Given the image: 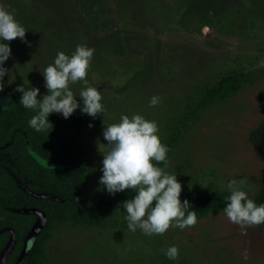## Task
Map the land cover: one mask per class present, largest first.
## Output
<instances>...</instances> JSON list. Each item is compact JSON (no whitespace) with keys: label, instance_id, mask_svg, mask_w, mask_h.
<instances>
[{"label":"rangeland","instance_id":"374dc122","mask_svg":"<svg viewBox=\"0 0 264 264\" xmlns=\"http://www.w3.org/2000/svg\"><path fill=\"white\" fill-rule=\"evenodd\" d=\"M0 4L26 29L25 40L0 41L11 48L3 83L20 100L16 88L24 82L40 89L37 99L47 94L41 71L59 51L71 55L78 44L94 49L87 81L101 91L104 114L82 113L83 81L70 84L86 117L78 143L86 165L84 196L92 203L132 191L113 195L99 183L103 156L98 147L107 144L103 119L115 123L122 114L157 122L159 138L170 149L166 171L177 175L182 189L214 184L228 190L233 179H244L247 193L259 189L264 180V0ZM243 73L250 80L240 90L195 110L206 85ZM153 96L160 103L150 107ZM125 217L103 226H58L47 242L46 264H264V224L242 230L222 212L193 227L148 236L139 228L130 231ZM172 245L179 248L177 260L164 254Z\"/></svg>","mask_w":264,"mask_h":264},{"label":"trees","instance_id":"16d2710c","mask_svg":"<svg viewBox=\"0 0 264 264\" xmlns=\"http://www.w3.org/2000/svg\"><path fill=\"white\" fill-rule=\"evenodd\" d=\"M249 76L243 73L223 77L206 85L195 110L230 97L249 82ZM35 114L26 111L16 92L3 83L0 91V253L10 244L7 255L14 259V251L22 252L23 243L31 240L18 264H46L47 242L60 225L115 224L118 215H127L122 202L135 195L131 191L120 197L103 196L92 203L84 196L86 165L83 148L78 143L86 117L79 109L67 119L63 115H49L52 129L36 132L29 126ZM32 151L62 166H44ZM163 165L158 166L163 168ZM229 195V190L211 184L197 191L182 189L180 199L190 202L189 210H194L197 221H201L210 214L224 212L228 202L225 197ZM248 196L257 205L264 203V180ZM4 235L9 236L10 242L5 243Z\"/></svg>","mask_w":264,"mask_h":264},{"label":"clouds","instance_id":"9594fccd","mask_svg":"<svg viewBox=\"0 0 264 264\" xmlns=\"http://www.w3.org/2000/svg\"><path fill=\"white\" fill-rule=\"evenodd\" d=\"M25 34L26 29L14 14L0 4V41L25 40ZM93 53V48L81 44L71 55L59 51L54 63L41 71L47 89L42 99H37L39 88H26L25 82L17 86L16 91L22 93L20 105L36 112L29 120V126L36 132L52 129L48 119L51 113H60L67 119L81 108L70 88V84L80 81L84 85L79 93L83 101L82 113L93 118L104 114L101 91L87 81ZM10 55L9 44L0 42V91L3 89V77L8 72L3 64ZM159 103L160 98L153 96L149 106L155 107ZM103 125L102 134L107 144L101 143L98 147L103 156V174L99 183L113 195L129 189L135 193L133 198L121 204L127 213L128 229L135 232L139 228L143 234L152 236L163 235L170 227L183 230L195 226L196 212L189 210L192 206L187 199H180L182 184L177 175L166 171L170 149L159 138L157 122L139 114L131 117L122 114L115 123L106 124L103 119ZM161 163H164V168L158 166ZM245 183L244 179L228 182L230 195L225 197L228 202L223 209L229 221L240 225L242 230L264 224V203L257 205L249 198L241 187ZM163 251L170 260L179 258V248L175 245Z\"/></svg>","mask_w":264,"mask_h":264},{"label":"flooded vegetation","instance_id":"af4514ba","mask_svg":"<svg viewBox=\"0 0 264 264\" xmlns=\"http://www.w3.org/2000/svg\"><path fill=\"white\" fill-rule=\"evenodd\" d=\"M4 237H7L5 243L10 242V238L8 235H4ZM17 242H18V240L15 239V241L13 242L15 244V246H16ZM30 242H31V240L26 241L25 244L23 243L22 252L17 253L16 251H14V254H15L14 259L9 257V255L4 254V253H6V250H7V254H8V252H9L8 250L11 248V246L9 244L6 247V250L4 252L0 253V264H18V260H21L22 257L26 255L28 247L30 245ZM0 248H1V246H0Z\"/></svg>","mask_w":264,"mask_h":264},{"label":"water","instance_id":"95a60500","mask_svg":"<svg viewBox=\"0 0 264 264\" xmlns=\"http://www.w3.org/2000/svg\"><path fill=\"white\" fill-rule=\"evenodd\" d=\"M33 155L35 156V158L44 166L47 167H60L62 166V164L58 163V162H54L51 161L43 156H41L40 154L36 153L35 151H32Z\"/></svg>","mask_w":264,"mask_h":264}]
</instances>
